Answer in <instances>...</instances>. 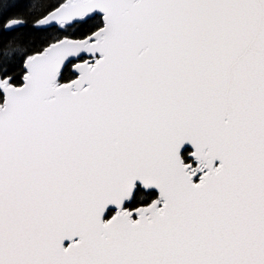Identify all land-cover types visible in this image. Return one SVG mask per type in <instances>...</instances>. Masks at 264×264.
Returning <instances> with one entry per match:
<instances>
[{
    "label": "snow or ice",
    "instance_id": "obj_1",
    "mask_svg": "<svg viewBox=\"0 0 264 264\" xmlns=\"http://www.w3.org/2000/svg\"><path fill=\"white\" fill-rule=\"evenodd\" d=\"M5 7L0 264H264V0Z\"/></svg>",
    "mask_w": 264,
    "mask_h": 264
},
{
    "label": "trees",
    "instance_id": "obj_2",
    "mask_svg": "<svg viewBox=\"0 0 264 264\" xmlns=\"http://www.w3.org/2000/svg\"><path fill=\"white\" fill-rule=\"evenodd\" d=\"M5 3V15H21L30 19L26 11L28 0H0ZM30 29L28 27L21 28L16 32L0 33V49L3 48L9 41L12 42V46L15 47L19 43L27 41L30 37Z\"/></svg>",
    "mask_w": 264,
    "mask_h": 264
}]
</instances>
